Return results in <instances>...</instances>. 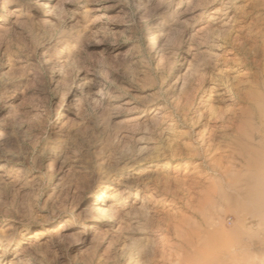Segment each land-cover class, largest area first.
Returning a JSON list of instances; mask_svg holds the SVG:
<instances>
[{"label": "rangeland", "instance_id": "1", "mask_svg": "<svg viewBox=\"0 0 264 264\" xmlns=\"http://www.w3.org/2000/svg\"><path fill=\"white\" fill-rule=\"evenodd\" d=\"M5 251L264 264V0H0Z\"/></svg>", "mask_w": 264, "mask_h": 264}, {"label": "bare ground", "instance_id": "2", "mask_svg": "<svg viewBox=\"0 0 264 264\" xmlns=\"http://www.w3.org/2000/svg\"><path fill=\"white\" fill-rule=\"evenodd\" d=\"M230 2H232V0H230ZM219 11L221 12L222 10H219ZM220 12H215L214 11L213 13H220ZM250 140H251V144L254 145L255 136L252 135ZM131 189L132 188L129 187L128 191H130ZM119 200H121V198H119V199L117 198V203H118ZM146 201H148V203L153 206V211H154V209H158L161 206H163V203H164V200L161 197L156 196V195H151L149 198L146 199ZM144 206H145V204L140 206V207H138V208L132 207L131 210H130L131 212L127 213V215L131 214V216L136 217V218H133L135 220H133L132 223H134L135 225L142 226L141 228H143V229L145 227H147V226L149 227V225H151L150 223H152L151 222V218L149 217V214H148L149 212H147V210L144 209L145 208ZM95 211L98 212L102 216H108L109 214L114 212L113 209H107V208H103V207H97L95 209ZM141 221H144V223H141ZM45 236H46V234L43 231H39L36 234V239H35V243H34L33 247L36 245V243L39 241L40 238L43 239V238H45ZM147 239H148V241L151 240L150 239V234H149V237H147ZM7 257H8V254H6V251L0 255V259L2 260L3 264H5V262L7 260ZM23 263L24 264L25 263L26 264H30V260L27 259L26 257H23V255L21 253H19L15 258H13V260L11 261L10 264H23ZM128 264H146V263L142 262V259H140V256H138V258H136V259H132L131 258L129 260Z\"/></svg>", "mask_w": 264, "mask_h": 264}]
</instances>
